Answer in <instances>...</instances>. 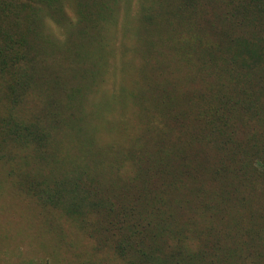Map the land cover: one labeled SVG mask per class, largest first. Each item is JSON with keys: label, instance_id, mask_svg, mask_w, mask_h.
<instances>
[{"label": "trees", "instance_id": "16d2710c", "mask_svg": "<svg viewBox=\"0 0 264 264\" xmlns=\"http://www.w3.org/2000/svg\"><path fill=\"white\" fill-rule=\"evenodd\" d=\"M126 2L0 0V254L264 264V0Z\"/></svg>", "mask_w": 264, "mask_h": 264}, {"label": "rangeland", "instance_id": "374dc122", "mask_svg": "<svg viewBox=\"0 0 264 264\" xmlns=\"http://www.w3.org/2000/svg\"><path fill=\"white\" fill-rule=\"evenodd\" d=\"M126 3L128 6L131 7L132 10L136 11L139 8V0H128V2ZM52 30L56 38H58L59 40L63 38V34L58 28L52 25ZM114 45H116L117 47L120 46L121 45L120 39H117ZM117 53H118V50H117ZM23 216H24L23 214H20L21 218ZM13 217H15V215L11 214V212H7L6 210L0 211V219L4 220L5 222L6 220L12 221L14 219ZM10 232H11L10 228L9 227L6 228L5 225L0 222V243H2L6 239L7 235ZM8 237H9L8 240H14L12 239L13 236L8 235ZM0 264H16V260L10 257L9 255L0 254Z\"/></svg>", "mask_w": 264, "mask_h": 264}]
</instances>
